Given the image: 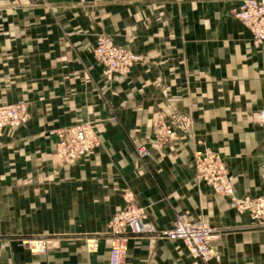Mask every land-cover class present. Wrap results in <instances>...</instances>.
Listing matches in <instances>:
<instances>
[{
	"label": "crops",
	"instance_id": "0c3cea01",
	"mask_svg": "<svg viewBox=\"0 0 264 264\" xmlns=\"http://www.w3.org/2000/svg\"><path fill=\"white\" fill-rule=\"evenodd\" d=\"M241 0H1L0 106L30 119L0 131V264H109L110 218L129 203L152 229L129 234L122 264H206L164 235L177 214L217 230L207 264H264V227L197 178L194 154L225 162L237 195L264 192V44L236 18ZM105 34L141 56L108 81ZM190 122L164 146L153 123ZM87 122L101 145L66 164L54 131ZM151 155L141 159L137 147ZM44 236L45 254L22 241ZM88 237H99L96 252Z\"/></svg>",
	"mask_w": 264,
	"mask_h": 264
},
{
	"label": "built area",
	"instance_id": "2783aa9c",
	"mask_svg": "<svg viewBox=\"0 0 264 264\" xmlns=\"http://www.w3.org/2000/svg\"><path fill=\"white\" fill-rule=\"evenodd\" d=\"M235 16L251 30L254 45L263 46L264 0H241ZM93 54L103 66V74L108 81H112L115 76H126L131 67L141 60L140 55L118 45L112 37L105 34L98 36ZM29 118L28 105L23 101L1 105L0 131L6 127H20ZM256 121L264 129V106L257 111ZM189 125V121L176 116L169 119L159 118L153 124L155 143L158 146L166 145ZM53 134L57 137V156L66 164L82 160L101 145L99 135L87 122L58 129ZM136 151L141 159L151 155L146 144L139 146ZM194 163L197 178L208 184L214 192L227 196L232 208L240 213L247 212L255 220L264 219V192L255 196L237 195L227 166L217 153L212 150L197 151L194 154ZM108 228L111 232L109 264H122L129 234H143L151 230L152 225L144 221L141 207L136 203H129L124 210L110 218ZM164 235L181 240L192 257L206 264L216 256L213 241L217 237V231L201 220L191 219L186 213L177 214L173 226ZM85 243L89 252H96L100 247V238L88 237ZM49 245V239L44 236L23 240V246L33 254H45Z\"/></svg>",
	"mask_w": 264,
	"mask_h": 264
},
{
	"label": "rangeland",
	"instance_id": "374dc122",
	"mask_svg": "<svg viewBox=\"0 0 264 264\" xmlns=\"http://www.w3.org/2000/svg\"><path fill=\"white\" fill-rule=\"evenodd\" d=\"M123 47V46H122ZM125 48V47H124ZM125 49H127V48H125ZM128 50V49H127ZM130 51V50H129ZM19 102V101H18ZM13 103H15V102H13ZM26 103V102H25ZM27 104V103H26ZM29 109V108H28ZM30 112V111H29ZM257 113V112H256ZM31 116V115H30ZM255 118H256V115H255ZM30 119V118H29ZM28 122V121H27ZM258 123V122H257ZM154 124V123H153ZM93 128V127H92ZM96 132V131H95ZM138 148V147H137ZM206 150H209V149H206ZM251 217V216H250ZM252 218V217H251ZM252 220H253V222H252V225L253 226H258V227H264V219H253L252 218ZM204 224H206V225H208V226H210V227H213V226H211L210 224H208V223H206L205 221H203V220H201ZM214 228V227H213ZM215 229V228H214ZM216 230V229H215ZM217 231V230H216ZM39 237H41V236H39ZM34 238H37V237H34ZM28 239V238H27ZM22 244H23V241H22Z\"/></svg>",
	"mask_w": 264,
	"mask_h": 264
}]
</instances>
